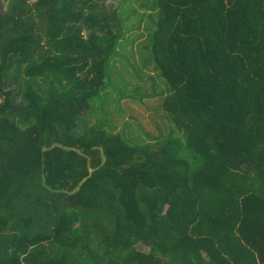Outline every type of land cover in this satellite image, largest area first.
Returning a JSON list of instances; mask_svg holds the SVG:
<instances>
[{
    "label": "trees",
    "instance_id": "trees-1",
    "mask_svg": "<svg viewBox=\"0 0 264 264\" xmlns=\"http://www.w3.org/2000/svg\"><path fill=\"white\" fill-rule=\"evenodd\" d=\"M125 1L0 0V264H264V0L145 6L154 144L85 116Z\"/></svg>",
    "mask_w": 264,
    "mask_h": 264
},
{
    "label": "rangeland",
    "instance_id": "rangeland-1",
    "mask_svg": "<svg viewBox=\"0 0 264 264\" xmlns=\"http://www.w3.org/2000/svg\"><path fill=\"white\" fill-rule=\"evenodd\" d=\"M121 1L103 0L106 6H117ZM152 2L153 0H126L122 4L129 17L125 19L124 33L108 69L113 87H109L92 102L93 105H102L101 112L98 110L100 114L96 115L97 112L93 109L94 116L88 112L85 116L90 122H94L99 116L98 120L110 122L115 131L119 130L129 138L154 144L168 131V118L162 110L161 102L169 89L167 83L152 71V63L147 58L148 50L145 46L150 42L151 32L155 28L156 11L151 6H145ZM2 4L4 6V2ZM120 90L124 96L114 100L115 91ZM173 136L184 142L181 131ZM144 250L147 251L148 248L144 247Z\"/></svg>",
    "mask_w": 264,
    "mask_h": 264
}]
</instances>
